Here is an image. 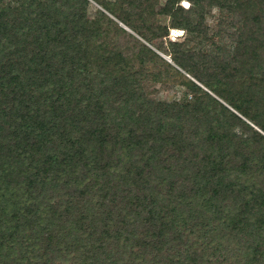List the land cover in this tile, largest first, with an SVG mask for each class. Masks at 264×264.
<instances>
[{"label":"trees","instance_id":"1","mask_svg":"<svg viewBox=\"0 0 264 264\" xmlns=\"http://www.w3.org/2000/svg\"><path fill=\"white\" fill-rule=\"evenodd\" d=\"M230 1L257 45L236 64L202 57L212 72L176 53L195 78L184 101L150 97L115 48L61 49L58 21L0 2V264H264V0ZM178 2L172 28L193 31Z\"/></svg>","mask_w":264,"mask_h":264},{"label":"rangeland","instance_id":"2","mask_svg":"<svg viewBox=\"0 0 264 264\" xmlns=\"http://www.w3.org/2000/svg\"><path fill=\"white\" fill-rule=\"evenodd\" d=\"M38 1L0 0L3 4L8 3L22 9L32 19L40 10L42 17L48 22L58 21L52 32L61 27L64 29V33L58 38L63 44L60 46L61 49L66 46H70V49L72 46H81V53L82 49L87 48L94 54H102V49L96 44L99 42L108 49L115 48L120 52L121 65L125 62L126 70L137 74L146 93L158 100L184 101L191 98L192 93L188 92L186 81L195 78L187 71L188 69L176 63L173 59L176 53L183 57L184 62L205 65L209 68L208 72H212L213 65L199 63L202 57L205 59L201 60L207 62L212 58L215 62L229 61V64H236L237 58L242 54L240 47L257 45V40H251L250 37L253 30L256 31V26L244 23L240 11L230 0L224 1L223 6L209 4V0H206L204 5L191 7L190 1L179 0L177 4L187 9L182 13L188 16L194 30L174 28L176 29L174 34L171 18L164 12L166 0H86L85 17L82 20H87L100 30L99 39L96 37L93 41L95 43L87 41L89 37L82 29L75 31L81 28L78 18L75 17L77 12L82 10L78 2L74 4V0H45L46 7L42 8L39 7ZM104 2H110V10L104 8ZM177 4L175 3L174 7ZM123 17L131 23V26L120 19ZM73 20L78 21L77 26L73 25ZM262 24L264 26V22ZM140 32H143L145 37ZM69 52L67 53L70 55ZM90 57L93 61L91 67L95 71L100 69V73L103 72L107 77L113 74L120 75L113 63L107 64L102 58ZM56 66L61 64L57 62ZM261 66V70H264V60ZM200 68L203 70L204 67ZM64 73L68 76L75 75L69 66H65ZM235 74L232 85L239 86L245 72L243 76L240 75L242 72ZM59 75L63 76V74ZM75 76L77 82L84 77L78 73ZM201 86L209 90L203 84ZM215 96L229 105L223 98ZM229 107L233 108L230 105ZM235 130L241 132L244 129L238 126Z\"/></svg>","mask_w":264,"mask_h":264},{"label":"bare ground","instance_id":"3","mask_svg":"<svg viewBox=\"0 0 264 264\" xmlns=\"http://www.w3.org/2000/svg\"><path fill=\"white\" fill-rule=\"evenodd\" d=\"M172 31H174V32H173V34H174V33H176V29H174V28H173V30H172ZM177 33H178V32H177Z\"/></svg>","mask_w":264,"mask_h":264}]
</instances>
